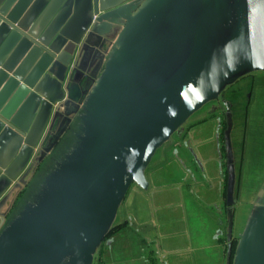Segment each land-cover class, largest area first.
Returning <instances> with one entry per match:
<instances>
[{
	"label": "water",
	"instance_id": "water-1",
	"mask_svg": "<svg viewBox=\"0 0 264 264\" xmlns=\"http://www.w3.org/2000/svg\"><path fill=\"white\" fill-rule=\"evenodd\" d=\"M195 1L0 0V240L12 234L0 264H94L131 186H148L156 151L183 139L197 112L218 114L205 107L239 79L264 73V0L191 11ZM226 118V264H264V191L253 205L263 216L231 262L238 199ZM70 133L87 140L82 154L32 218L16 216L26 199L6 224ZM188 144L181 163L200 166Z\"/></svg>",
	"mask_w": 264,
	"mask_h": 264
},
{
	"label": "crops",
	"instance_id": "crops-1",
	"mask_svg": "<svg viewBox=\"0 0 264 264\" xmlns=\"http://www.w3.org/2000/svg\"><path fill=\"white\" fill-rule=\"evenodd\" d=\"M209 119L205 110L197 112L185 128L187 139L176 136L174 143L156 151L145 171L148 186H131L121 205L126 212L115 219L112 228L122 226L103 239L94 264H226V178L222 176L216 126L214 135L210 133L214 149L202 140L204 130H197ZM68 135L69 139L62 142L67 149L75 143L73 134ZM182 140L188 141L200 166L191 158L185 161L187 166L181 163L187 155ZM52 154L40 165L30 186L19 194L5 223L44 179ZM237 172L235 221L242 204L253 207L257 198V194H245L244 180L240 183L242 170Z\"/></svg>",
	"mask_w": 264,
	"mask_h": 264
},
{
	"label": "rangeland",
	"instance_id": "rangeland-1",
	"mask_svg": "<svg viewBox=\"0 0 264 264\" xmlns=\"http://www.w3.org/2000/svg\"><path fill=\"white\" fill-rule=\"evenodd\" d=\"M219 1L221 0H196L193 3L190 10L197 11L201 8L208 7L213 3ZM251 76L255 77L256 81L253 84L252 102L248 109L247 132L243 134L246 140L245 162H244L245 164L243 166V169L240 167L238 168L239 171L242 170L240 183L242 184L244 180L242 186L245 189L246 192L245 194L250 195L252 197L255 194H259L258 192L264 191V73L262 74L260 72L257 73L255 72L239 79V81L242 83L244 82L245 79L251 78ZM242 84H244L245 86V83ZM250 91L251 89L249 85H247L243 93L240 94V99L238 100L239 102L236 105L237 107H235L237 108L236 110L240 111V112L238 111L239 113L237 117V125L239 127L238 128L239 132L237 136L234 138V147L237 158H239V153L241 149L240 137H241L242 125L244 123L243 119L245 117V107L248 99L247 96ZM208 106L209 105H207L206 107ZM214 127H215V123L211 119H209L208 121L202 123L201 127H198L197 129V130H202V129L204 130L202 140L204 141L207 140L209 143V148H213V149L215 148V143L213 140H210L211 137L210 133L212 132L214 135ZM80 134L81 133L75 135L77 139L74 137L73 141L75 142L80 141L79 138H82L80 137ZM67 139H69V137ZM86 141L87 140L83 138V140L80 141V143L83 144H79L78 148L75 147L74 145L75 143L74 144L71 143L68 149L64 147L65 145L63 144L52 155L51 162L47 165L48 167L47 173L51 175L48 178L49 181H44L43 183V185H45V182H48L47 187L43 188L46 191H43V189H41L38 192L32 191L29 194L28 197L29 201L26 203L25 208L19 213V211L23 208L21 205L18 210L19 214L16 215L17 218L20 220V223L24 222L28 218H32L35 215V213L37 212V210L45 200V196L51 193L54 187L59 183V181H61L60 178L62 177V174L67 172L70 167V164L82 154V152L84 151L83 147H85L86 145ZM63 152L65 153L60 157L61 153ZM54 159L55 160L57 159L55 161V164H54ZM249 191H253V193L249 194ZM48 200L49 198L47 199V202ZM242 205H241L242 206L241 210L236 216V221L234 222V228H233V236L234 238L237 239V242L239 241V243L241 237L247 239V237L251 234V226L256 224L259 217L263 216L262 215L263 212L260 208H255V211L253 212V207H250V205L247 202H245ZM33 209L34 212L33 213L30 212V210ZM125 212H126L125 207L120 206L116 215L114 216H116L115 218H118L122 213L124 214ZM251 217H253V220L251 223H249L251 221ZM11 236L12 234L10 233V235H7V237H4L3 239L0 240V248L2 250L1 254L3 256H4V251L8 250L11 246L9 240V237ZM244 242L241 243V245L242 244L244 245L245 244Z\"/></svg>",
	"mask_w": 264,
	"mask_h": 264
},
{
	"label": "flooded vegetation",
	"instance_id": "flooded-vegetation-1",
	"mask_svg": "<svg viewBox=\"0 0 264 264\" xmlns=\"http://www.w3.org/2000/svg\"><path fill=\"white\" fill-rule=\"evenodd\" d=\"M258 79H260V78H258ZM255 81H256V78L251 76V78H247L244 80V82H242V83H245V86H244V84H242L238 80L235 84L228 87L220 95L219 100L217 102H213L209 105V107H206V110H209L213 104V106H215V108H220V110H221L218 115L214 114V115H211L210 117H211V120L214 121L215 126H216L215 139H216V142L218 145V153H219V157H220L221 162H222L223 173H224L225 178H226V174L224 171V167H225V161H226V150H225V144H224V132H225L226 127H227L226 112H227V110H229L231 115H232L233 128L231 131V140H232V145H233V153H234V157H235L236 173H238L237 172V170H239L238 167L243 168V166L245 164L244 162H245V148H246V146H244L243 134H245V129H244L245 127H244V123H243L242 131H241V137H240L241 149H240V153H239V158H237L235 147H234V138L237 136V134L239 132L238 131L239 127L237 125V117H238V113L240 111L236 110L237 108H235V107H237L236 105L239 102L238 100L240 99V94L243 93L245 87L247 85H249L251 91L249 92V94L247 96L248 99H247L245 111L249 109L250 104L252 102V88H253V84L255 83ZM224 102L228 103V109L224 107ZM243 121L245 122V117H244ZM187 132H184L182 134V137L185 139H187L186 138V135L188 134ZM178 137L180 138L181 134ZM245 145H246V141H245ZM237 177H238V175H237ZM237 183H238V180H237Z\"/></svg>",
	"mask_w": 264,
	"mask_h": 264
},
{
	"label": "trees",
	"instance_id": "trees-1",
	"mask_svg": "<svg viewBox=\"0 0 264 264\" xmlns=\"http://www.w3.org/2000/svg\"><path fill=\"white\" fill-rule=\"evenodd\" d=\"M244 129H245V133L247 132V127H248V110L245 111V122H244ZM245 136H244V146H245ZM239 191V184L237 185V188H236V192ZM237 194V193H236ZM122 225H117L115 227H113L107 238L111 237L114 232H116V230H118ZM236 244H237V240L235 238L232 239L231 241V262H233V259H234V255H235V250H236ZM227 252H228V247H227Z\"/></svg>",
	"mask_w": 264,
	"mask_h": 264
}]
</instances>
